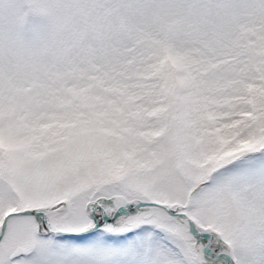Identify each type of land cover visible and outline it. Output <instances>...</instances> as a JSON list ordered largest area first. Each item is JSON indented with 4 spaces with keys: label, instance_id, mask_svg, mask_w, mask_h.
I'll return each mask as SVG.
<instances>
[{
    "label": "snow or ice",
    "instance_id": "snow-or-ice-1",
    "mask_svg": "<svg viewBox=\"0 0 264 264\" xmlns=\"http://www.w3.org/2000/svg\"><path fill=\"white\" fill-rule=\"evenodd\" d=\"M0 264H264V0H0Z\"/></svg>",
    "mask_w": 264,
    "mask_h": 264
}]
</instances>
